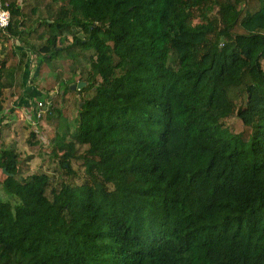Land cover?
<instances>
[{
	"label": "trees",
	"instance_id": "trees-1",
	"mask_svg": "<svg viewBox=\"0 0 264 264\" xmlns=\"http://www.w3.org/2000/svg\"><path fill=\"white\" fill-rule=\"evenodd\" d=\"M5 1L0 111L35 53L76 121L58 176L0 149V264H264V0Z\"/></svg>",
	"mask_w": 264,
	"mask_h": 264
},
{
	"label": "rangeland",
	"instance_id": "rangeland-1",
	"mask_svg": "<svg viewBox=\"0 0 264 264\" xmlns=\"http://www.w3.org/2000/svg\"><path fill=\"white\" fill-rule=\"evenodd\" d=\"M69 39H71V36H69ZM3 44L7 50L13 49L14 47L20 49L19 46H21L17 44L16 40L12 37L4 41ZM38 58L39 56L35 53H30L28 63L24 65V78L28 86L26 91L29 95L27 97H19L17 94H12L13 88H8L5 92L2 101L3 111H0V114H3L6 120L2 123L0 149H13L20 155V158H25L33 154L34 157L29 162L31 170L27 172L28 175L40 170H46L58 176L60 173L58 171L57 157L51 152L53 147L52 140H54V143H57L62 134L68 133V129H74L76 120L74 117H70L71 109L68 110L66 116L60 118L59 126L49 124L42 121V119L38 121L35 119V103L41 100L42 97H45V93L49 91V88L53 87L52 85H54V91L60 89V86L55 84L53 73H51L50 69L44 66L40 58ZM40 91L41 94L43 93V96H40L41 99L36 97L38 94L36 92ZM23 97L30 98V100L23 99L24 101H21L20 98ZM77 98H79L81 103L83 102L80 95H77ZM19 100L21 104L17 106ZM26 104L30 105V107L26 106ZM72 113H77L76 108L72 110ZM226 122L227 124L234 125L235 130H240L238 118L235 115L228 117ZM32 135L38 136L41 141L40 145L35 147L31 145L30 138ZM41 146L44 147L41 148ZM72 164L77 169L78 173L75 180L81 183L83 180L81 179L82 176H85L84 169L83 167H77L81 165L77 163L76 160H72ZM0 197L5 200H12L10 194L7 193L2 184H0Z\"/></svg>",
	"mask_w": 264,
	"mask_h": 264
},
{
	"label": "built area",
	"instance_id": "built-area-1",
	"mask_svg": "<svg viewBox=\"0 0 264 264\" xmlns=\"http://www.w3.org/2000/svg\"><path fill=\"white\" fill-rule=\"evenodd\" d=\"M8 2L0 0V28L6 30L12 22L11 11L8 7ZM49 102L46 100H39L35 103L34 108L35 119L38 121L42 118L43 113L46 111Z\"/></svg>",
	"mask_w": 264,
	"mask_h": 264
},
{
	"label": "water",
	"instance_id": "water-1",
	"mask_svg": "<svg viewBox=\"0 0 264 264\" xmlns=\"http://www.w3.org/2000/svg\"><path fill=\"white\" fill-rule=\"evenodd\" d=\"M84 85H86V82H79L78 84H73L71 87H72V89H75L77 86L82 87Z\"/></svg>",
	"mask_w": 264,
	"mask_h": 264
},
{
	"label": "crops",
	"instance_id": "crops-1",
	"mask_svg": "<svg viewBox=\"0 0 264 264\" xmlns=\"http://www.w3.org/2000/svg\"><path fill=\"white\" fill-rule=\"evenodd\" d=\"M24 99L30 100V98H24ZM26 106H27V105H26ZM29 107H30V105H29Z\"/></svg>",
	"mask_w": 264,
	"mask_h": 264
}]
</instances>
